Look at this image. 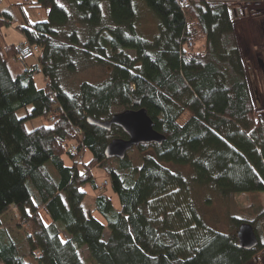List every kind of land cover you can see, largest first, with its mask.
Returning a JSON list of instances; mask_svg holds the SVG:
<instances>
[{
    "label": "trees",
    "instance_id": "1",
    "mask_svg": "<svg viewBox=\"0 0 264 264\" xmlns=\"http://www.w3.org/2000/svg\"><path fill=\"white\" fill-rule=\"evenodd\" d=\"M22 3L46 19L30 20L21 9L17 29L36 57L23 62L17 44L0 43V264H85V248L95 264H249L264 256V209L251 221L230 218L232 229L248 223L258 236L246 251L234 232L206 223L194 197L201 188L222 198L264 194V117L234 27L247 11L236 0ZM140 3L157 20L152 38L140 33ZM15 22L0 11V28ZM91 66L106 67L107 79L63 90L67 77ZM114 109L146 110L166 138L138 147L149 152L140 169L128 157L105 156L113 139L127 138L121 128L88 124L110 120ZM37 119L46 124L28 130ZM84 152L91 158L82 162ZM93 168L108 172L118 207L99 194L94 211L85 208ZM15 217L29 224L23 239L11 231Z\"/></svg>",
    "mask_w": 264,
    "mask_h": 264
},
{
    "label": "rangeland",
    "instance_id": "2",
    "mask_svg": "<svg viewBox=\"0 0 264 264\" xmlns=\"http://www.w3.org/2000/svg\"><path fill=\"white\" fill-rule=\"evenodd\" d=\"M34 0H31L33 2ZM241 0H236L237 5L247 11V14L243 18L236 19L235 28L237 34V40L239 48L242 52V56L246 66L250 68V80L252 81V87L255 94H257L258 100L256 101V111L262 117H264V5L263 4H242ZM141 18L139 21L140 33L148 38H152L157 34V20L154 15L150 12L148 7L140 3ZM16 9L20 12H26L28 16L33 21H41V19L46 17L41 9L31 8L29 5H24L22 0H18L16 4ZM22 9V11H21ZM42 14V17L40 15ZM18 19V16L17 18ZM0 39L2 35L0 33ZM0 43L3 47L2 40ZM22 43H25L22 42ZM131 56H134L133 51H128ZM15 61V59L13 60ZM31 63V61L29 62ZM43 75L36 76L37 85H43ZM108 77V69L104 66H91L82 70L80 73L67 77V79L62 83V88L69 94H75L78 92L79 87L82 83L90 84H101ZM115 113L121 112L119 109H114ZM26 113L20 114L24 116ZM42 124H46V120L37 119L29 120L26 122V127L28 130H33ZM149 152H140L138 148L132 149L128 153V158L132 162L133 166L140 169L143 165V158ZM91 158L89 152H84L80 160L82 162L88 161ZM117 162L113 163V166L117 167ZM170 168L175 172H180L184 176L191 175V171L185 166H174L169 165ZM92 173L94 176V183H88L84 190L87 192L88 197L85 201V208L92 212L94 211V199L99 194H104L108 196L114 203L116 207L119 205L117 196L115 195L111 180L108 172L103 168H93ZM106 181L109 185L104 189L96 188L95 186H100L102 183L106 185ZM195 198L199 199V209L204 215L206 223L213 229L220 231L222 233H235L236 230L232 229V224L230 218L235 216L236 218L252 220L257 217L260 209H264V194L249 195V196H230L228 198H222L215 193L211 192L209 189L201 188L195 193ZM211 198V203H206V198ZM44 220L48 222V217L46 213L42 212ZM98 217V214H95ZM13 210L9 212L4 220L6 222L13 220L14 218ZM15 239H23L27 236L29 232V224H20L19 219L16 221V217L11 229ZM259 233L264 235V223L260 225ZM106 238L108 233L105 234ZM85 264H95L94 261L90 260V255L88 250L85 248L81 253ZM249 264H264V256L258 255V259L250 262Z\"/></svg>",
    "mask_w": 264,
    "mask_h": 264
},
{
    "label": "water",
    "instance_id": "3",
    "mask_svg": "<svg viewBox=\"0 0 264 264\" xmlns=\"http://www.w3.org/2000/svg\"><path fill=\"white\" fill-rule=\"evenodd\" d=\"M88 124L106 132H110L115 125L126 134V139L115 138L107 145L105 149L107 159L124 160L132 149L148 144L162 145L166 139L165 136L155 130L153 120L144 109L123 111L113 115L108 121L89 118ZM236 236L240 249L251 251L259 244L253 226L248 223H244L239 227Z\"/></svg>",
    "mask_w": 264,
    "mask_h": 264
},
{
    "label": "crops",
    "instance_id": "4",
    "mask_svg": "<svg viewBox=\"0 0 264 264\" xmlns=\"http://www.w3.org/2000/svg\"><path fill=\"white\" fill-rule=\"evenodd\" d=\"M16 4H18V0H2V2L0 3V11L3 10L11 11L14 19H16L18 16V19H16V22L13 23V25H6L0 28V33L2 35L1 40L2 43L4 44L3 45L4 47L13 46L15 44H19L25 41V37L17 29L18 25L23 24L25 21H24V17L22 18V15L20 16V12H18V10L16 9ZM29 19L32 20L30 17ZM236 21L237 20L234 21V27ZM235 33H236V28H235ZM31 64H34V62L31 61ZM42 81L44 83V77Z\"/></svg>",
    "mask_w": 264,
    "mask_h": 264
},
{
    "label": "built area",
    "instance_id": "5",
    "mask_svg": "<svg viewBox=\"0 0 264 264\" xmlns=\"http://www.w3.org/2000/svg\"><path fill=\"white\" fill-rule=\"evenodd\" d=\"M38 48L29 46L26 42L15 46V52L19 60L26 62L29 59L36 57ZM54 120V119H53ZM75 148V147H74ZM73 148V149H74ZM107 185V183H106Z\"/></svg>",
    "mask_w": 264,
    "mask_h": 264
},
{
    "label": "snow or ice",
    "instance_id": "6",
    "mask_svg": "<svg viewBox=\"0 0 264 264\" xmlns=\"http://www.w3.org/2000/svg\"><path fill=\"white\" fill-rule=\"evenodd\" d=\"M45 226L47 227V225H45ZM62 242L67 243V241H62Z\"/></svg>",
    "mask_w": 264,
    "mask_h": 264
}]
</instances>
